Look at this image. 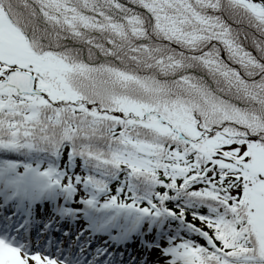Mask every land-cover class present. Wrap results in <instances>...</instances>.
Instances as JSON below:
<instances>
[{
  "label": "snow or ice",
  "instance_id": "obj_1",
  "mask_svg": "<svg viewBox=\"0 0 264 264\" xmlns=\"http://www.w3.org/2000/svg\"><path fill=\"white\" fill-rule=\"evenodd\" d=\"M0 264H264V0H0Z\"/></svg>",
  "mask_w": 264,
  "mask_h": 264
}]
</instances>
